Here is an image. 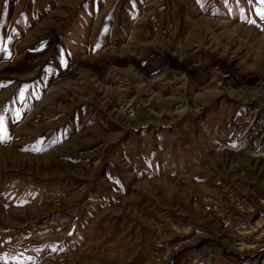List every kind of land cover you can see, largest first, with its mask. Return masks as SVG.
<instances>
[{"label":"rangeland","instance_id":"rangeland-1","mask_svg":"<svg viewBox=\"0 0 264 264\" xmlns=\"http://www.w3.org/2000/svg\"><path fill=\"white\" fill-rule=\"evenodd\" d=\"M262 8L0 0V264H264Z\"/></svg>","mask_w":264,"mask_h":264},{"label":"snow or ice","instance_id":"snow-or-ice-1","mask_svg":"<svg viewBox=\"0 0 264 264\" xmlns=\"http://www.w3.org/2000/svg\"><path fill=\"white\" fill-rule=\"evenodd\" d=\"M260 3L262 4V5H264V0H260ZM258 15L262 18V19H264V8H262L259 12H258ZM251 23H254V21H250Z\"/></svg>","mask_w":264,"mask_h":264},{"label":"bare ground","instance_id":"bare-ground-1","mask_svg":"<svg viewBox=\"0 0 264 264\" xmlns=\"http://www.w3.org/2000/svg\"><path fill=\"white\" fill-rule=\"evenodd\" d=\"M240 32H241V31H240ZM243 33L245 34L246 31L243 30ZM66 85H67V84H66ZM78 141H80V140H79V137H76V138L74 139V141L70 143V145L73 146V145H74V142H78ZM2 153H3V152H2ZM14 155H15V154H14ZM18 156H19V155H18ZM19 157H20V156H19ZM29 157H30V156H29ZM29 157H28V158H29ZM25 158H26V157H25Z\"/></svg>","mask_w":264,"mask_h":264}]
</instances>
